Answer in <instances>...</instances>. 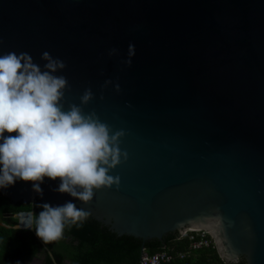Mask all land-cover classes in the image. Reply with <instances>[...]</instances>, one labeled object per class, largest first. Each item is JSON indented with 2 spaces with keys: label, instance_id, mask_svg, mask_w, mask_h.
I'll return each instance as SVG.
<instances>
[{
  "label": "water",
  "instance_id": "1",
  "mask_svg": "<svg viewBox=\"0 0 264 264\" xmlns=\"http://www.w3.org/2000/svg\"><path fill=\"white\" fill-rule=\"evenodd\" d=\"M45 51L66 65L64 109L123 130L128 159L88 204L47 177L42 194L17 180L3 197L72 202L143 243L206 231L225 263L264 264V0H0V55L44 70ZM15 217L34 230L32 211Z\"/></svg>",
  "mask_w": 264,
  "mask_h": 264
},
{
  "label": "clouds",
  "instance_id": "2",
  "mask_svg": "<svg viewBox=\"0 0 264 264\" xmlns=\"http://www.w3.org/2000/svg\"><path fill=\"white\" fill-rule=\"evenodd\" d=\"M117 54V49L109 53ZM135 54L130 44L129 58L124 61L129 67ZM42 59L44 70L26 52L0 55V189L22 180L32 182L33 190L42 194L40 184L45 177L59 179L57 191L88 204L94 190L119 187L120 178L109 172L120 165L121 157L128 159L119 147L125 132L112 134L94 112L86 115L76 104L66 111L62 100L68 81L55 75L66 65L47 51ZM111 83L106 81V85ZM115 87L119 92V84ZM92 99L88 89L81 103L87 105ZM41 207L35 231L45 244L62 239L66 224H78L90 214L72 202ZM25 225L32 228L30 222Z\"/></svg>",
  "mask_w": 264,
  "mask_h": 264
},
{
  "label": "trees",
  "instance_id": "3",
  "mask_svg": "<svg viewBox=\"0 0 264 264\" xmlns=\"http://www.w3.org/2000/svg\"><path fill=\"white\" fill-rule=\"evenodd\" d=\"M42 210L38 199L31 203H13L0 194V264H17V261L25 264L37 259L41 264H140L143 244L148 255L162 251L186 252L190 244L179 234L146 243L131 236H118L90 215L78 224H66L62 239L45 244L35 231L36 219ZM30 211L34 213V230L16 228L15 215ZM170 264L228 263L221 259L212 244L193 257L175 259Z\"/></svg>",
  "mask_w": 264,
  "mask_h": 264
},
{
  "label": "built area",
  "instance_id": "4",
  "mask_svg": "<svg viewBox=\"0 0 264 264\" xmlns=\"http://www.w3.org/2000/svg\"><path fill=\"white\" fill-rule=\"evenodd\" d=\"M182 238H188L190 244L186 252H168L162 251L153 255L144 252L140 259V264H170L175 259H186L193 257L198 251L209 249L213 243L212 238L206 231H188Z\"/></svg>",
  "mask_w": 264,
  "mask_h": 264
},
{
  "label": "flooded vegetation",
  "instance_id": "5",
  "mask_svg": "<svg viewBox=\"0 0 264 264\" xmlns=\"http://www.w3.org/2000/svg\"><path fill=\"white\" fill-rule=\"evenodd\" d=\"M24 222L26 223V221H24ZM25 264H41V262L39 263V261L37 259V260H33L31 263H25Z\"/></svg>",
  "mask_w": 264,
  "mask_h": 264
},
{
  "label": "crops",
  "instance_id": "6",
  "mask_svg": "<svg viewBox=\"0 0 264 264\" xmlns=\"http://www.w3.org/2000/svg\"><path fill=\"white\" fill-rule=\"evenodd\" d=\"M185 239H188V238H185ZM189 241V240H188ZM190 243V242H189Z\"/></svg>",
  "mask_w": 264,
  "mask_h": 264
},
{
  "label": "rangeland",
  "instance_id": "7",
  "mask_svg": "<svg viewBox=\"0 0 264 264\" xmlns=\"http://www.w3.org/2000/svg\"><path fill=\"white\" fill-rule=\"evenodd\" d=\"M181 236V235H180ZM182 237V236H181Z\"/></svg>",
  "mask_w": 264,
  "mask_h": 264
}]
</instances>
